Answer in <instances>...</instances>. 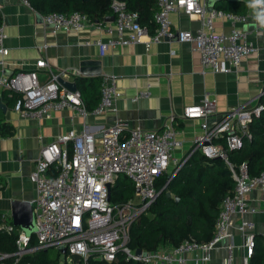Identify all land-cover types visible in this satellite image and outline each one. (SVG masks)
<instances>
[{"label":"built area","instance_id":"2783aa9c","mask_svg":"<svg viewBox=\"0 0 264 264\" xmlns=\"http://www.w3.org/2000/svg\"><path fill=\"white\" fill-rule=\"evenodd\" d=\"M21 1L32 8L28 0ZM157 5L154 33L141 25L139 14L129 11L126 3L120 0H114L111 5L113 22L94 24L80 12L52 13L42 19L52 35L80 33L91 26L98 28L107 35L93 42L101 55L132 45L142 44L149 51L153 45L164 41L192 43L204 70L213 73L238 71L243 61L257 51L249 34L237 26L248 22L247 15L210 9L207 0H157ZM179 13L198 19L200 27L196 31L175 30L171 17ZM219 20L232 23L229 34L217 32ZM6 39L2 26L0 101L4 91L15 94L18 99L13 109L27 120L41 122L63 110L82 117L88 115L81 92L71 91L61 83L71 75L68 71L54 70L44 58L31 64L13 63L9 59ZM17 67L19 72L11 76L5 74ZM40 72L47 73L46 81L40 79ZM141 96L149 97V94ZM122 97L116 80L103 77L101 99L93 114L114 112ZM216 101L207 94L200 103L185 108L183 120L198 122L200 132L191 155L183 160L175 156V150L181 146L175 119L160 131L137 129L129 135L123 133V124L118 120L99 135L86 132L77 135L72 131L44 146L30 175L36 189L35 232L27 235L14 225L11 216L0 214V232L17 236L16 252L0 253V264H20L24 257L49 249L58 252L64 249L65 256L74 264H77L75 256L79 257V264L114 263L120 257L144 264H211L214 253L220 249L227 253L223 264H249L255 253L257 233L255 223L247 217L258 212L250 196L260 192L264 211V172L251 176L248 163L236 164L230 154L253 140L251 125L260 116L263 106L259 104L252 109L241 106L219 114ZM196 152L209 160H222L235 183L234 191L220 206L213 239L208 243L189 239L177 247L143 251V255L136 256V249L129 246L133 224L147 213L170 180ZM169 174L172 176L159 190V180ZM121 175L134 183L136 192L128 202L112 203V190ZM33 237L35 244H32ZM240 251L242 256L238 255Z\"/></svg>","mask_w":264,"mask_h":264},{"label":"crops","instance_id":"0c3cea01","mask_svg":"<svg viewBox=\"0 0 264 264\" xmlns=\"http://www.w3.org/2000/svg\"><path fill=\"white\" fill-rule=\"evenodd\" d=\"M238 3L241 4L232 9L233 14L247 15L249 20L237 26L249 34L257 51L243 61L238 71L221 74L204 70L201 57L192 43L164 41L153 45L149 51L142 44L132 45L109 50L106 55H101L93 42L107 35L98 28L91 26L89 30L80 33L52 35L42 15L33 8L21 0H0L10 61L15 64H31L44 58L54 70L68 71L71 75L64 81L76 84L78 90V78L89 83L91 80L101 78L102 82L103 77H113L123 93L112 113L95 116V108H92L88 109L87 116L82 117L63 110L41 122L21 118L2 101L6 106L5 111L0 109L5 115L3 123L12 125L15 134L11 137L0 136V214L9 215L13 219L14 201H35L36 189L30 175L43 147L62 135L72 131L77 135L85 132L99 135L118 120L123 124L125 135L137 129L160 131L171 119H175V127L180 121L183 124L178 129L177 138L181 146L175 150V156L183 160L191 155L194 140L200 132L198 122L183 120L186 107L200 103L207 94L217 100L216 109L219 114L236 107L252 109L259 105L264 94V36L256 35L253 14L246 6L247 0H216L214 8L227 11L226 5ZM217 4L220 6L216 7ZM171 20L175 30L196 31L200 27L198 19H191L184 13L172 15ZM232 27V23L227 21L216 22L218 33L229 34ZM87 42L90 44L87 45ZM87 62H100L101 75L84 76L81 71ZM7 71L13 75L20 69L17 67ZM40 79L46 81L47 73L40 72ZM142 93H148L149 97L141 96ZM250 200L258 212L249 215L247 219L255 223L256 233L264 236V211L260 192L252 193ZM226 254L222 249L216 251L211 264H223Z\"/></svg>","mask_w":264,"mask_h":264},{"label":"trees","instance_id":"16d2710c","mask_svg":"<svg viewBox=\"0 0 264 264\" xmlns=\"http://www.w3.org/2000/svg\"><path fill=\"white\" fill-rule=\"evenodd\" d=\"M38 14L47 16L52 13L70 15L80 12L88 17L90 22L97 24L107 21L112 15L111 5L114 0H28ZM126 3L129 11L136 12L140 24L147 26L154 33L155 15L159 8L157 0H120ZM222 3V2H220ZM241 3L226 5L228 13L239 7ZM220 6V5H216ZM225 11V12H227ZM236 14V13H234ZM3 26V15L0 11V27ZM80 92L87 109L95 108L101 99V78L84 83L77 79ZM17 96L10 91L2 93V101L8 108H13ZM263 109L260 116L251 125L253 140L247 141L243 149L230 154L236 164L247 162L251 176L264 172V94L260 98ZM5 115L0 110V136L11 137L15 128L3 123ZM182 122L176 126L182 127ZM55 175V173H53ZM56 176V175H55ZM124 176L126 180H122ZM112 190V203H125L135 195L134 183L125 175H121ZM163 176L157 185L161 190L169 180ZM130 182V183H129ZM235 189L231 174L222 160H209L200 152L194 153L180 171L170 181L168 191L173 197L168 198L166 191L162 192L157 201L141 215L131 228L130 248L142 249L146 252L157 251L163 247H177L184 241L194 239L199 243H208L214 237L216 221L223 200ZM176 198L179 200L177 201ZM256 249L249 264H264V236L256 234ZM16 235L0 232V253L16 252ZM36 240L33 237L32 244ZM40 251L35 255L26 256L20 264H58L51 257V251ZM61 255L58 252V257ZM89 264H144L127 261L120 257L117 262L107 263L90 261Z\"/></svg>","mask_w":264,"mask_h":264},{"label":"water","instance_id":"95a60500","mask_svg":"<svg viewBox=\"0 0 264 264\" xmlns=\"http://www.w3.org/2000/svg\"><path fill=\"white\" fill-rule=\"evenodd\" d=\"M215 2H216V0H208L207 1L210 9L214 8ZM107 21L113 22L114 17L111 16L109 19H107ZM84 67H85V69H83V71H81L84 76H87V77L95 76V77H97V76H100L102 73V68H101L100 62H87V63L83 64V68ZM86 67H96V68L95 69H87ZM5 74L8 76L12 75V73H10L9 71H5ZM61 83L65 87L70 89L71 91L77 90V85L74 83H68V82H65L64 80H61ZM0 109H3L4 111L6 110V106L3 105L2 101H0ZM169 183H168V185H169ZM165 191H166V196L168 198L173 197L172 194L168 191V186L165 188ZM176 200L178 201L179 199L176 198ZM12 216H13L15 226L20 227L24 231L29 230L31 232L30 235L34 234L35 226H34L33 202L14 201L12 203ZM27 235H29V234H27ZM60 253L64 256L66 255V251L64 249H61ZM141 255H143V250L137 249L136 250V256L140 257ZM74 259L77 261V264H79V261H80L79 257L75 256Z\"/></svg>","mask_w":264,"mask_h":264},{"label":"clouds","instance_id":"9594fccd","mask_svg":"<svg viewBox=\"0 0 264 264\" xmlns=\"http://www.w3.org/2000/svg\"><path fill=\"white\" fill-rule=\"evenodd\" d=\"M253 14V27L256 35L264 36V0H247L246 5Z\"/></svg>","mask_w":264,"mask_h":264},{"label":"rangeland","instance_id":"374dc122","mask_svg":"<svg viewBox=\"0 0 264 264\" xmlns=\"http://www.w3.org/2000/svg\"><path fill=\"white\" fill-rule=\"evenodd\" d=\"M169 177H171L172 176V174H169L168 175ZM121 179L122 180H126L125 179V177L124 176H121ZM130 183V182H129ZM134 198V197H133ZM132 198V199H133ZM27 234H31V232L29 231V230H26L25 231ZM164 248V247H163ZM51 257L54 259V260H56L57 262H58V264H74L73 262H72V260L70 259V258H67L66 256H64V255H59V257H58V251H56V250H52L51 252ZM238 255L239 256H242V252L240 251L239 253H238Z\"/></svg>","mask_w":264,"mask_h":264}]
</instances>
